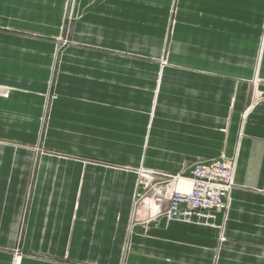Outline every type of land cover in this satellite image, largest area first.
I'll list each match as a JSON object with an SVG mask.
<instances>
[{
	"label": "crops",
	"instance_id": "obj_1",
	"mask_svg": "<svg viewBox=\"0 0 264 264\" xmlns=\"http://www.w3.org/2000/svg\"><path fill=\"white\" fill-rule=\"evenodd\" d=\"M206 159L226 209L169 220L138 169ZM0 264H264V0H0Z\"/></svg>",
	"mask_w": 264,
	"mask_h": 264
},
{
	"label": "built area",
	"instance_id": "obj_2",
	"mask_svg": "<svg viewBox=\"0 0 264 264\" xmlns=\"http://www.w3.org/2000/svg\"><path fill=\"white\" fill-rule=\"evenodd\" d=\"M162 178L157 187L153 186L151 195L157 204L168 203L166 217L195 216L207 222L214 213L226 209L233 186V165L225 159L195 162L187 177V191L172 184L184 179L183 176L162 175Z\"/></svg>",
	"mask_w": 264,
	"mask_h": 264
},
{
	"label": "rangeland",
	"instance_id": "obj_3",
	"mask_svg": "<svg viewBox=\"0 0 264 264\" xmlns=\"http://www.w3.org/2000/svg\"><path fill=\"white\" fill-rule=\"evenodd\" d=\"M63 33H64V37L61 38L60 42H61V45L65 46L68 42V26H67V23H66V26L63 30ZM45 115L47 116V118H45ZM46 119H48V111L44 112V118L42 119V126L38 130V139H37L38 143H36L33 146L32 145L31 146L20 145V146L26 147L29 151H31L34 154L40 153V152H48V150L45 148V140H46V134H47V129H48L46 127ZM210 160H215V159H206V160H201V161H210ZM34 162H36V161L34 160ZM230 162L233 165V162L232 161H230ZM138 171H140V172H137L140 183H144V184L148 185L147 189H149L151 192H152L153 186L156 185L155 187H157L158 186L157 184L159 183V181L161 179H163L162 175L173 176V177L178 175V174H175V175L170 174V173L163 172V171L147 170V169H143V168H139ZM140 198H141L140 195H136V198L134 199V207H136Z\"/></svg>",
	"mask_w": 264,
	"mask_h": 264
},
{
	"label": "bare ground",
	"instance_id": "obj_4",
	"mask_svg": "<svg viewBox=\"0 0 264 264\" xmlns=\"http://www.w3.org/2000/svg\"><path fill=\"white\" fill-rule=\"evenodd\" d=\"M247 112H248V110H247ZM196 162H197V161H196ZM179 181H181V179L178 180V182H179ZM182 181H183V179H182ZM178 182H174V183H172V184H173V185H177ZM167 218H168V217H167ZM191 218H196V219L199 220V221H203V222H205L204 219H201L200 217H195V216H190V217L174 216V217H171V218H168V219H169V220L188 221V220H190Z\"/></svg>",
	"mask_w": 264,
	"mask_h": 264
}]
</instances>
